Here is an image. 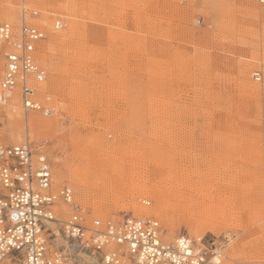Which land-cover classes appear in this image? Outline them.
<instances>
[{"label": "rangeland", "instance_id": "374dc122", "mask_svg": "<svg viewBox=\"0 0 264 264\" xmlns=\"http://www.w3.org/2000/svg\"><path fill=\"white\" fill-rule=\"evenodd\" d=\"M23 7L47 31L39 97L52 111L0 104V141L43 152L53 189L69 186L90 222L155 218L166 241L215 239L226 264H264V0H0V22L18 26ZM26 114L49 125L30 131ZM122 169L150 190L138 202L155 206L158 192L165 206L115 200ZM55 237L49 249L79 264Z\"/></svg>", "mask_w": 264, "mask_h": 264}, {"label": "built area", "instance_id": "2783aa9c", "mask_svg": "<svg viewBox=\"0 0 264 264\" xmlns=\"http://www.w3.org/2000/svg\"><path fill=\"white\" fill-rule=\"evenodd\" d=\"M37 15V9L23 7L18 26L0 22V104L19 99L25 111L50 114V97H39V86L47 80L39 47L47 31L30 21ZM62 26L56 19L55 27ZM60 200L70 206L63 220L55 208ZM53 221L62 226L70 248L97 251L105 264H226L221 249L213 246L215 239L197 243L180 233L166 241L155 218L124 215L90 222L69 186L53 189L51 163L43 152L36 153L29 141H0V264H73L61 251L49 249Z\"/></svg>", "mask_w": 264, "mask_h": 264}, {"label": "bare ground", "instance_id": "6f19581e", "mask_svg": "<svg viewBox=\"0 0 264 264\" xmlns=\"http://www.w3.org/2000/svg\"><path fill=\"white\" fill-rule=\"evenodd\" d=\"M33 23L38 25V23H36V22H33ZM39 25L42 26L41 24H39ZM39 50H40V47H39ZM39 53H40V51H39ZM25 118L28 121H30V125H31V128H32V130L30 129V131H33V132H35L36 130H42L43 128L47 127L49 125V121H50V120L49 121L46 120L42 116L35 115V114H31V115L28 114ZM28 121H26V123ZM115 169H118V168L116 167ZM123 170L124 169H122V171ZM119 171H121V170H119ZM117 174H116V176H117ZM124 176H125V174H124V171H123V172H120V174H118V177L117 178H115L114 176H113L114 178H112V181H111L112 182V185H111L110 191L113 193L115 200H118V198L121 197L123 194H128L131 198L134 199V201L132 203L134 209L136 211H138L139 213H142V214H149V213L152 212V210H155V209L156 210H160L161 207H164L165 206V204L163 202V199L164 198L162 199V195L159 194L158 192H155L152 195L155 198L154 200L157 201V205H155V206H146V205H143L142 203L138 202L137 201V198H138L139 195H145L146 196V195H149L150 194V190H149L148 186L145 183L141 184V182H139V181L137 182V180H135L134 177H132V178H125L126 176L125 177ZM106 177L107 176L105 175V177L100 178L99 180L100 181H103V179L104 180H107ZM103 186L106 187L107 184L106 185H103V183H97V185H96L97 189L98 190H101V191L103 190ZM106 189H107V187H106ZM108 190H109V188H108ZM101 191H97V192L95 191L96 192L95 197H97L98 199H102V198H104L106 196V195H104V193H101ZM105 194H107V193H105ZM163 197H164V195H163ZM167 199H169V198H167ZM161 204H162V206H161ZM100 206H103V204H101ZM60 220H63V219L61 218ZM49 226H51L54 229V233L56 235V237L53 240V245H51V246H53V247H62L63 248V251L64 252H67V253L70 252V251H71V253L74 252L75 253V257L79 261V264H86V262H88L89 264H102L101 262H99L97 260V257H95V254H94L95 251H93V250H89V251L88 250H84V249H81V247H73V248H70L69 245H68V242H66L65 239H63L62 236H61V230L59 228V224L57 225L53 221V222H49ZM66 257L69 259L70 258V255H69V257L68 256H66ZM70 260H71V258H70ZM102 262H103V264H105L104 261H102Z\"/></svg>", "mask_w": 264, "mask_h": 264}]
</instances>
